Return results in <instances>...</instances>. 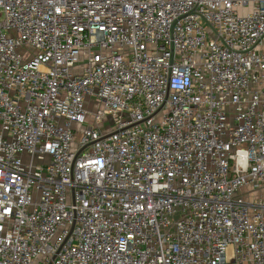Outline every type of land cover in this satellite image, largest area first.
<instances>
[{
    "label": "built area",
    "instance_id": "obj_1",
    "mask_svg": "<svg viewBox=\"0 0 264 264\" xmlns=\"http://www.w3.org/2000/svg\"><path fill=\"white\" fill-rule=\"evenodd\" d=\"M263 48L264 0H0V264H264Z\"/></svg>",
    "mask_w": 264,
    "mask_h": 264
},
{
    "label": "rangeland",
    "instance_id": "obj_2",
    "mask_svg": "<svg viewBox=\"0 0 264 264\" xmlns=\"http://www.w3.org/2000/svg\"><path fill=\"white\" fill-rule=\"evenodd\" d=\"M244 11H246V9L245 10H240V12H244ZM26 49H28V48H25V47H23V48H20V49H18V52H23L24 50H26ZM31 52H32V50H30ZM262 51H264V48L262 49ZM30 52V53H31ZM72 149L74 150V145H72ZM27 158V156L26 155H24L23 156V159L25 160ZM35 164H37V161L36 160H34V165ZM255 196H258V195H260V193H256V194H254Z\"/></svg>",
    "mask_w": 264,
    "mask_h": 264
}]
</instances>
